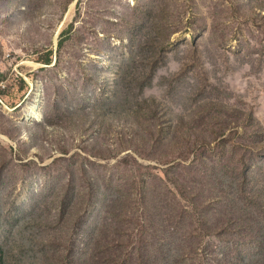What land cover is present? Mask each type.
<instances>
[{"label":"rangeland","instance_id":"374dc122","mask_svg":"<svg viewBox=\"0 0 264 264\" xmlns=\"http://www.w3.org/2000/svg\"><path fill=\"white\" fill-rule=\"evenodd\" d=\"M200 212L264 226V0H0V264L235 257Z\"/></svg>","mask_w":264,"mask_h":264},{"label":"trees","instance_id":"16d2710c","mask_svg":"<svg viewBox=\"0 0 264 264\" xmlns=\"http://www.w3.org/2000/svg\"><path fill=\"white\" fill-rule=\"evenodd\" d=\"M164 48H162L163 50ZM44 64L46 65H50L52 63V58H51V54H47V56H45L43 58ZM23 88V87H22ZM146 100V99H145ZM145 102H150V101H145ZM157 115V114H156ZM180 120H183V118L181 117ZM189 137H187L185 140L189 141ZM218 145V144H217ZM214 151L213 145L209 142H203V141H196L194 143L191 144L190 147V153H187V155L183 156V160L189 161L191 159L192 154L196 153L197 155H201V165L203 167H206L207 169H209L210 167H215L213 163H210V154H212ZM244 176V179H247L248 181V170H246L244 173H242ZM170 181L173 185H177L180 187V192H184L183 188H182V182L179 181V179L177 177H170ZM187 189V187H185ZM93 188L90 189V193L88 194L87 198H88V202L86 204V213L87 210H89V204L92 202L93 199L90 200L91 196H93ZM183 196H187V194H183ZM189 199V196H188ZM87 201V200H86ZM112 202V200H111ZM191 203L194 204V202L191 200ZM112 204V203H111ZM239 206V205H238ZM209 208H211V205H207L205 211H207ZM201 213V212H200ZM208 213H201V218H196V224L194 225V227L191 229L193 235L191 237L194 238H198L201 235H206V238H208V240H206L205 242V246L207 248H212V253L211 252H205V251H201L199 252L201 259H207V258H213L214 254H213V246L215 245V240L217 239H222L225 240L223 243L228 247V248H233L234 250H236L237 255L235 257H233L230 254H227V252L225 251V249L223 247L220 248L221 254L223 256L221 264H241V262H245L248 257H249V264H264V226L261 228H257L255 226H253L249 221H243L239 222V220H237V222H235L233 216L231 219H224V222H222L221 228L219 224H213L212 222H210V218L207 216ZM255 212L254 214H252L251 219L252 220L255 217ZM106 217L105 214H103V217L101 218V221L97 222V225H102L103 227H101V229H104V227L106 226ZM105 222V224H103V222ZM230 226L228 228H226V225L228 222H230ZM227 222V223H225ZM219 229V231L217 233L214 232V230ZM100 230V229H99ZM166 231L167 232H175V231H171L170 230V226L166 225ZM205 232V233H203ZM231 232V236H227L226 233ZM98 235V234H97ZM190 236V234L188 233V237ZM96 239V236H95ZM213 239V241H212ZM109 243V242H108ZM113 242L109 243V244H103V245H99V248L97 250V253H102L104 247L106 246V248L108 250H112L113 251ZM116 243V242H115ZM233 243V244H232ZM96 244V242H95ZM117 244V243H116ZM118 245V244H117ZM254 247L253 248V253H251L250 255L247 252V249ZM193 248V247H192ZM86 253L90 256L94 254V251L91 250L90 248L86 250ZM210 253V254H209ZM140 254V253H139ZM208 260V259H207ZM121 264H124L121 263ZM141 264H170V260L167 259L164 256L163 253V257H161L158 253L154 256V258L152 256H150L149 259H147V261H143Z\"/></svg>","mask_w":264,"mask_h":264},{"label":"bare ground","instance_id":"6f19581e","mask_svg":"<svg viewBox=\"0 0 264 264\" xmlns=\"http://www.w3.org/2000/svg\"><path fill=\"white\" fill-rule=\"evenodd\" d=\"M34 109H36V106H35V107H32V110H31L32 113H33V112H36Z\"/></svg>","mask_w":264,"mask_h":264}]
</instances>
